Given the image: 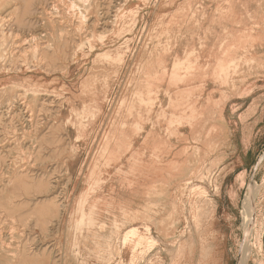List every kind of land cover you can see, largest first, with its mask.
<instances>
[{
  "label": "rangeland",
  "instance_id": "rangeland-1",
  "mask_svg": "<svg viewBox=\"0 0 264 264\" xmlns=\"http://www.w3.org/2000/svg\"><path fill=\"white\" fill-rule=\"evenodd\" d=\"M0 13V264H264V0Z\"/></svg>",
  "mask_w": 264,
  "mask_h": 264
},
{
  "label": "crops",
  "instance_id": "crops-1",
  "mask_svg": "<svg viewBox=\"0 0 264 264\" xmlns=\"http://www.w3.org/2000/svg\"><path fill=\"white\" fill-rule=\"evenodd\" d=\"M257 75L249 83L248 87H245V91H249L247 94L249 99L245 101H249L248 106L245 107V123L252 127L253 130H257L255 138L258 137L261 130H264V73ZM246 114L248 115L246 116ZM248 145L247 153L252 154L254 148L259 145V140H249Z\"/></svg>",
  "mask_w": 264,
  "mask_h": 264
},
{
  "label": "bare ground",
  "instance_id": "bare-ground-1",
  "mask_svg": "<svg viewBox=\"0 0 264 264\" xmlns=\"http://www.w3.org/2000/svg\"><path fill=\"white\" fill-rule=\"evenodd\" d=\"M6 16H3V14L2 13H0V32L2 33V34H4V32H5V28H4V26H5V20H6ZM3 59H4V57H3ZM42 60V59H41ZM149 94V93H148ZM152 95V94H151ZM22 102V101H21ZM25 109H26V107H25ZM194 110V109H193ZM196 111H194L193 113H195ZM31 114V113H30ZM194 117V116H193ZM107 143V142H106ZM101 149V148H100ZM23 152V151H22ZM10 163H11V161H10ZM256 186V185H255ZM251 188H253V187H251ZM256 188H258V187H255V189ZM253 190V189H252ZM260 191V190H259ZM253 192H254V190H253ZM256 192V191H255ZM249 193H251L252 194V192H250L249 191ZM254 194V193H253ZM257 194V193H256ZM252 196H254V195H252ZM252 196H250V197H252ZM249 197V196H248ZM247 197V198H248ZM249 197V198H250ZM252 199H254V198H252ZM248 200V199H247ZM248 202V201H247ZM253 202V201H252ZM244 203V202H243ZM250 205V204H249ZM248 206V205H247ZM250 210H251V207H250ZM249 212V211H248ZM247 212V214H249ZM246 216H248V215H246ZM251 216H252V214H251ZM248 217H250V216H248ZM250 219V218H249ZM246 220H248V219H246ZM250 222H251V220H250ZM248 223V222H247ZM252 229V228H251ZM253 231V230H252ZM251 232V231H250ZM248 233H249V231H248ZM138 234V231H137V229L135 228V227H133V228H131V229H129V231L126 233V235H125V237H124V240L125 241H127L128 240V238L131 236V235H137ZM142 238V237H141ZM154 239V238H153ZM247 257V256H246ZM246 260H247V258H246ZM246 260H244V261H246Z\"/></svg>",
  "mask_w": 264,
  "mask_h": 264
}]
</instances>
